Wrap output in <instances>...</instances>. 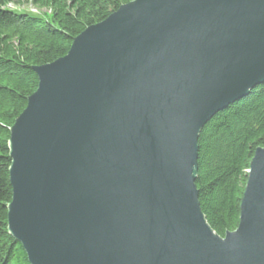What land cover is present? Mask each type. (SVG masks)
Wrapping results in <instances>:
<instances>
[{
	"label": "water",
	"instance_id": "1",
	"mask_svg": "<svg viewBox=\"0 0 264 264\" xmlns=\"http://www.w3.org/2000/svg\"><path fill=\"white\" fill-rule=\"evenodd\" d=\"M34 69L9 138L30 264H264V147L225 236L196 186L202 128L264 82V0H130Z\"/></svg>",
	"mask_w": 264,
	"mask_h": 264
},
{
	"label": "trees",
	"instance_id": "2",
	"mask_svg": "<svg viewBox=\"0 0 264 264\" xmlns=\"http://www.w3.org/2000/svg\"><path fill=\"white\" fill-rule=\"evenodd\" d=\"M130 0H0V264H30L8 231L10 128L38 86L36 66L64 56L84 29ZM31 3L41 13L9 7ZM264 147V82L217 112L199 136L201 208L220 235L235 230L251 161Z\"/></svg>",
	"mask_w": 264,
	"mask_h": 264
},
{
	"label": "rangeland",
	"instance_id": "3",
	"mask_svg": "<svg viewBox=\"0 0 264 264\" xmlns=\"http://www.w3.org/2000/svg\"><path fill=\"white\" fill-rule=\"evenodd\" d=\"M9 7L18 8V9H20V11H28V12H34V13L44 12V10H39L36 6L32 5L29 2L25 3V4L21 5V6H16L15 4H10Z\"/></svg>",
	"mask_w": 264,
	"mask_h": 264
},
{
	"label": "bare ground",
	"instance_id": "4",
	"mask_svg": "<svg viewBox=\"0 0 264 264\" xmlns=\"http://www.w3.org/2000/svg\"><path fill=\"white\" fill-rule=\"evenodd\" d=\"M38 12V11H37Z\"/></svg>",
	"mask_w": 264,
	"mask_h": 264
}]
</instances>
